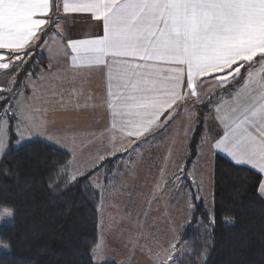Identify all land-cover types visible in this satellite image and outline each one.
<instances>
[{
	"label": "snow or ice",
	"instance_id": "1",
	"mask_svg": "<svg viewBox=\"0 0 264 264\" xmlns=\"http://www.w3.org/2000/svg\"><path fill=\"white\" fill-rule=\"evenodd\" d=\"M61 13L90 14L102 24V34L67 38ZM50 43L55 63L38 66V73L25 70L28 61H34L35 50ZM94 69L107 80L106 106L113 118L108 131L119 132L128 143L116 149L118 141L112 136L116 151L135 153L181 111L190 117L197 107L211 106L223 135L202 137L201 147L223 151L236 164H249L264 176V0H0V72L12 75L7 87L0 86V103L5 105L0 156L11 147L13 117L18 147L41 137L50 147L68 150L46 134L48 121L34 118L43 109H34L32 101L37 87L46 94L41 103L49 108L65 95L75 98L82 91L84 74ZM21 72L23 82L16 79ZM105 151L95 157L89 171L116 154ZM68 154L73 159L57 171H64L72 183L84 171H68L75 168V153ZM257 191L264 196V178ZM188 207L194 211V205ZM12 217L11 207L0 206V220ZM209 223H215L214 217ZM177 243L165 253L171 264L179 258L173 257ZM98 249L92 252L94 264H104L97 258Z\"/></svg>",
	"mask_w": 264,
	"mask_h": 264
},
{
	"label": "trees",
	"instance_id": "2",
	"mask_svg": "<svg viewBox=\"0 0 264 264\" xmlns=\"http://www.w3.org/2000/svg\"><path fill=\"white\" fill-rule=\"evenodd\" d=\"M45 63L38 48L25 70L38 73ZM16 79L25 81L23 72ZM4 107L0 103V116ZM15 122L11 118V147L0 160V206L14 211L12 222L0 229V245L10 246L0 250V264H94L102 198L90 177L106 162L113 169L115 160L107 159L69 183L64 171H57L71 160L68 152L40 139L15 146ZM200 137L199 125L189 143L185 172L198 154ZM262 178L216 154L213 209H206L192 191L194 211L180 235L186 251L177 264H264V196L257 191Z\"/></svg>",
	"mask_w": 264,
	"mask_h": 264
},
{
	"label": "rangeland",
	"instance_id": "3",
	"mask_svg": "<svg viewBox=\"0 0 264 264\" xmlns=\"http://www.w3.org/2000/svg\"><path fill=\"white\" fill-rule=\"evenodd\" d=\"M11 79L12 75L0 72V81H6L4 87L8 86ZM32 104L34 109L40 106L44 110L41 100L38 102L35 99ZM191 107L189 105V109ZM197 112L195 110L194 114ZM196 114L189 117L187 111H181L170 122L164 137H159L162 132L153 134L149 143L142 145L135 153L129 150L127 155H123L116 149H110L116 151L115 155L108 157L115 160L114 168L110 169L106 162L102 169L90 177V182L102 198L99 209V241L94 249L99 246L97 258L102 259L104 264H163L167 261L165 253L171 251L169 245L179 241L173 253L174 259L179 257L176 259L177 264L186 251V246L181 248L185 243L180 241V235L191 218L192 211H189L188 206L194 205L192 191L197 193L205 208L212 211L215 160L213 150L207 145L201 147L200 143L190 169L184 171L189 143L198 128L200 116ZM34 118L44 120V115L37 112ZM72 123L78 125L80 122ZM10 131L11 129L9 137ZM75 131L70 134L50 130L46 134L53 135L60 144L67 145L68 150L75 153V168L68 171L75 172L79 169L86 172L92 168L95 157L106 155V151L97 146L94 149L79 148L86 141L90 145L95 140L91 138V134H80L89 132L87 127L80 126L81 132ZM215 132L216 129L213 128L209 133L211 136L207 137L219 139ZM204 136L206 135L201 134L200 140ZM34 139L43 140L41 137ZM161 140L164 144L161 143L162 146L158 148L156 142ZM157 151L161 153L159 162L162 165L154 161ZM2 157L0 156V160ZM11 222L12 218L7 221L0 220V229ZM3 245H0L2 251L7 249ZM167 264L171 262L167 261Z\"/></svg>",
	"mask_w": 264,
	"mask_h": 264
},
{
	"label": "crops",
	"instance_id": "4",
	"mask_svg": "<svg viewBox=\"0 0 264 264\" xmlns=\"http://www.w3.org/2000/svg\"><path fill=\"white\" fill-rule=\"evenodd\" d=\"M64 18L61 21V27L64 30V34L69 39H83L89 38L92 36L102 34V24L96 20H94L90 14H63ZM55 44L57 46L60 45L59 37L55 38ZM52 44L50 43L48 47L41 44L40 52L46 57L45 65L49 64L52 57V52L50 49L52 48ZM43 49V50H41ZM55 63V61H51ZM61 66H64V61H60ZM259 71V69H257ZM56 70H53V74L55 75ZM6 81H0V86H3ZM2 84V85H1ZM235 87V86H233ZM24 88V86L22 87ZM37 98L36 100L39 102L41 100V96H46L45 93H41L39 88L36 89ZM29 95L28 89H24V94ZM40 95V96H38ZM227 99V97H224ZM23 99V97H21ZM107 97V80L106 76L99 69H94L90 72L84 74V84L82 91L75 97L72 98L68 95H65L63 101L61 102L59 99L53 100L52 107L49 108L47 104H44V120L50 123L49 129L54 130L56 132L65 131L66 133L72 134L75 132H81L80 126L87 127L89 132H84L80 134H91V138H94V142L90 145L85 144L79 146L81 149H94L95 146L106 150L113 149L111 141V137L115 136L118 143L116 144V149L120 147V144L123 143L125 147L128 146L127 141L121 137L119 132L111 133L108 130L110 129L112 123V115L110 110L106 106ZM215 99V97H213ZM211 107V106H209ZM209 107L200 106L196 108L197 116L199 117L198 127L201 126V134L209 135L212 132L213 128L216 129L215 134L217 137H222L223 132L222 129L217 126L216 120L213 118V113L209 111ZM40 108V106H39ZM37 114V113H36ZM194 114V113H193ZM194 114V115H195ZM194 115H192L194 117ZM77 121L80 122L78 125L73 124L72 122ZM52 126V127H50ZM206 127V128H204ZM168 128V127H167ZM167 128L165 129L167 131ZM165 130L159 135V137H164ZM63 142V141H61ZM90 142V141H89ZM164 144V141H157L156 146L159 148ZM201 143V140H200ZM151 145V144H149ZM243 147V146H242ZM62 149V148H61ZM64 149V148H63ZM159 150V149H157ZM156 153L155 163L159 164V160H161V153ZM214 157L216 154H221L228 159H230L233 163H235L230 156H228L225 152L219 150H213ZM164 159V158H163ZM172 160V159H171ZM149 163H152L149 162ZM236 164V163H235ZM162 165V163H161ZM248 166L259 172L258 169L253 168L249 164H238ZM160 169V166H159ZM160 171H162L160 169ZM157 175V174H156ZM264 178V176H262Z\"/></svg>",
	"mask_w": 264,
	"mask_h": 264
}]
</instances>
